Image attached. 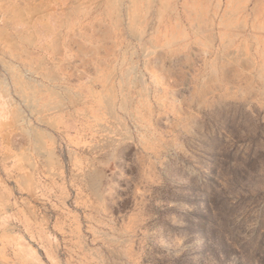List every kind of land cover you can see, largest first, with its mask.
Here are the masks:
<instances>
[{
	"label": "rangeland",
	"instance_id": "1",
	"mask_svg": "<svg viewBox=\"0 0 264 264\" xmlns=\"http://www.w3.org/2000/svg\"><path fill=\"white\" fill-rule=\"evenodd\" d=\"M0 264H264V0H0Z\"/></svg>",
	"mask_w": 264,
	"mask_h": 264
},
{
	"label": "bare ground",
	"instance_id": "2",
	"mask_svg": "<svg viewBox=\"0 0 264 264\" xmlns=\"http://www.w3.org/2000/svg\"><path fill=\"white\" fill-rule=\"evenodd\" d=\"M190 3V2H189ZM201 3V2H200ZM190 6V5H189ZM202 6V5H201ZM197 7V6H196ZM187 8V7H186ZM204 9V8H203ZM189 10V9H188ZM202 11V10H201ZM196 14V13H195ZM201 16V15H200ZM200 16H199V18H200ZM190 18V17H189ZM199 20V19H198ZM197 23V22H196ZM179 35V34H178Z\"/></svg>",
	"mask_w": 264,
	"mask_h": 264
}]
</instances>
